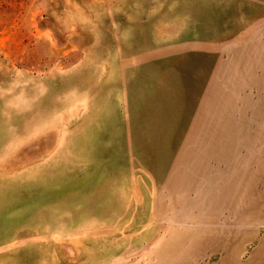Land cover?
<instances>
[{"label":"rangeland","instance_id":"obj_1","mask_svg":"<svg viewBox=\"0 0 264 264\" xmlns=\"http://www.w3.org/2000/svg\"><path fill=\"white\" fill-rule=\"evenodd\" d=\"M0 264H264V0H0Z\"/></svg>","mask_w":264,"mask_h":264}]
</instances>
